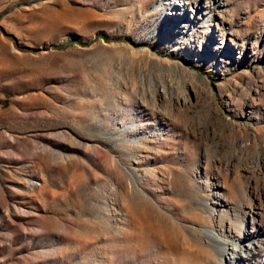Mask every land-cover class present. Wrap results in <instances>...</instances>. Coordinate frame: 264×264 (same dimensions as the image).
<instances>
[{"label":"rangeland","instance_id":"rangeland-1","mask_svg":"<svg viewBox=\"0 0 264 264\" xmlns=\"http://www.w3.org/2000/svg\"><path fill=\"white\" fill-rule=\"evenodd\" d=\"M250 201L264 0H0V264H222Z\"/></svg>","mask_w":264,"mask_h":264},{"label":"bare ground","instance_id":"bare-ground-1","mask_svg":"<svg viewBox=\"0 0 264 264\" xmlns=\"http://www.w3.org/2000/svg\"><path fill=\"white\" fill-rule=\"evenodd\" d=\"M257 195L258 198L260 193L257 192ZM252 201L245 204V213H248L252 220L246 229L243 225L241 227L244 241L228 239V236H231L229 228L228 235L222 230L203 228V232L217 244L215 247L221 256L222 264H264V209L262 202L259 201L256 205ZM215 210L212 208V213Z\"/></svg>","mask_w":264,"mask_h":264}]
</instances>
